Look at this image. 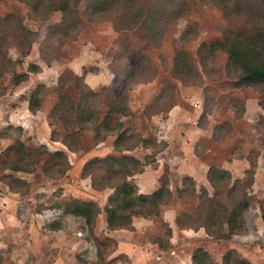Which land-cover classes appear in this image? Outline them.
Wrapping results in <instances>:
<instances>
[{
	"label": "rangeland",
	"instance_id": "obj_1",
	"mask_svg": "<svg viewBox=\"0 0 264 264\" xmlns=\"http://www.w3.org/2000/svg\"><path fill=\"white\" fill-rule=\"evenodd\" d=\"M32 1L0 0V264H264V84H240L223 44L234 33L264 50V0H70L68 17L64 0ZM76 81L99 94L102 125L115 127L105 117L121 101L122 129L145 145L123 154L93 131L77 151L63 144L51 114L60 95L78 105ZM47 150L66 153L64 172L46 171ZM109 155L143 162L129 179L140 193L170 189L158 214L110 228L108 174L84 172ZM211 167L230 172L226 185H211ZM204 193L220 208L244 199L243 228L221 237L229 225L215 231ZM76 200L100 206L93 226L68 212Z\"/></svg>",
	"mask_w": 264,
	"mask_h": 264
},
{
	"label": "trees",
	"instance_id": "obj_2",
	"mask_svg": "<svg viewBox=\"0 0 264 264\" xmlns=\"http://www.w3.org/2000/svg\"><path fill=\"white\" fill-rule=\"evenodd\" d=\"M70 0H64L60 2L59 7L64 10V13L68 17L71 16L72 12L76 13V9H73L69 3ZM175 0H171L170 3H174ZM223 2H228L230 0H219ZM43 0H33L32 5L34 10L39 11L40 6H42ZM72 4V3H71ZM77 8L78 4L75 1L72 4ZM58 8V5L56 6ZM93 12L101 8V4L93 3ZM56 8V9H57ZM52 10L51 5L46 8V12ZM43 12V10H42ZM97 14V13H95ZM145 23L147 20L144 21ZM262 39L257 37H251L248 40H242L239 35L232 34L228 36L223 44L226 46L225 50L229 54V64L232 68L239 71V82L242 85L261 83L264 84V50L255 52V49H259L256 45L261 43ZM264 48V45H263ZM38 70L37 66L33 65V71ZM78 79V77H77ZM76 84L81 89L82 99L76 106L73 102L66 101L65 96L60 95L59 100L54 107L51 117L55 120H60L63 122L67 133L63 136L62 142L71 151H77L82 148L80 137L84 135V131H93L95 136L99 141H104L109 136H116L113 147L117 152L123 153L126 151H131L140 145H145L144 139H133L132 136L128 135L127 132L122 129V122L119 120L117 114L124 111L125 106L121 101H113V107L110 108L108 116H114L116 120L115 127H111L110 122L106 120L103 125L98 122V117L94 114L93 100L99 95L92 89H84V85L76 81ZM83 86V87H82ZM86 86V85H85ZM40 90L45 89V86H40ZM39 88L37 89L39 91ZM36 90V91H37ZM29 107L32 111L37 109V106L33 104V99L29 101ZM79 122V123H78ZM79 124V131L74 129V124ZM106 130H112L108 131ZM105 131V132H104ZM56 132L53 131L51 138L53 140H58L55 138ZM21 151L29 157L33 155L27 149L23 143L18 145ZM44 147V146H43ZM16 147H11L10 150H15ZM48 153V160L53 161V166L49 167L46 171L48 173H53L54 167H58V172H64L69 165V159L66 153L62 150L58 151H46ZM143 165V162L132 155H109L107 157H94L93 159L86 162L84 167V172L89 173L95 170H103L107 172V181L98 184L99 188H114V194L112 205L107 207L108 213V224L110 228L116 229L117 227L123 226L121 224L127 223L131 220L134 215L143 214L145 216L156 215L159 213V208L162 204L167 203L171 198V191L168 188H160L152 192L151 194L140 193L135 184H131L129 179L134 175L135 171L139 170ZM18 168V167H16ZM15 168V170H17ZM208 179L214 188H219L226 185V181L231 179V174L228 170H223L217 167H211L208 171ZM237 182L234 186H237ZM183 194V190L180 192ZM205 200L207 203L205 205V212L207 214L208 220L217 222V229L215 231L220 233V228H222L223 223L229 225V232L226 234H221V237H227L230 234L236 233L243 228L242 223V212L244 204V199L242 201H236L233 208L221 206L212 197L204 193ZM68 212L75 214L78 217H82L86 220V224L93 226L97 215L100 213V206L95 202L87 201H74L70 207H67ZM209 215V216H208ZM264 218V215H263ZM178 223L180 225L185 224L181 217H178ZM221 224V225H219ZM52 226V225H51ZM53 227V226H52ZM208 231L213 234L214 229L209 225H206ZM220 227V228H219ZM219 228V229H218ZM91 229V227L89 228ZM197 254L194 259H196Z\"/></svg>",
	"mask_w": 264,
	"mask_h": 264
}]
</instances>
